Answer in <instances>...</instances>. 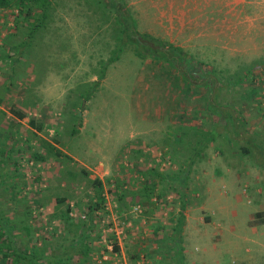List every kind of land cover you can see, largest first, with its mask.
Masks as SVG:
<instances>
[{
	"label": "rangeland",
	"instance_id": "374dc122",
	"mask_svg": "<svg viewBox=\"0 0 264 264\" xmlns=\"http://www.w3.org/2000/svg\"><path fill=\"white\" fill-rule=\"evenodd\" d=\"M53 1L29 47L17 9L0 8L9 243L47 253L79 225L91 264H174L182 214L184 264H264V156L244 154L221 130L192 149L224 123L210 107L214 90L264 138V0H119L137 31L173 46L181 62L130 42L109 61L121 34L112 10Z\"/></svg>",
	"mask_w": 264,
	"mask_h": 264
},
{
	"label": "trees",
	"instance_id": "16d2710c",
	"mask_svg": "<svg viewBox=\"0 0 264 264\" xmlns=\"http://www.w3.org/2000/svg\"><path fill=\"white\" fill-rule=\"evenodd\" d=\"M98 7L102 9L104 14L106 9H111L115 24L120 25L118 28L120 34V43L118 48L114 51L109 61L117 58L120 52V46L130 42L134 43L138 48L146 50L149 48L152 53L160 55L167 61L177 60L181 62L183 59L175 51L173 46L166 48L165 44L149 36L146 33H139L135 26L134 19L126 17L123 7L119 0H95ZM53 0H0V8L9 9L16 8V22L17 28H24L21 33L23 37L22 45L31 46L33 39L40 34L41 30L45 28L47 19H49L50 11L53 10ZM37 38V37H36ZM20 43L15 45V48L22 51L23 47ZM18 53V52H17ZM171 57V58H170ZM105 68H102L98 79L103 77ZM98 81L94 82L91 88L87 91L85 99L89 98L91 93L97 87ZM216 91L210 102V107L223 118V125L220 129L213 128L205 133L202 139H198L195 143L194 152L198 148V152L205 144L212 141L221 131L228 132L232 141L239 146L244 154H252L255 158L264 156V138L258 133L249 131L246 126L245 118L233 105L227 103L216 102L214 97ZM18 117L23 116L18 111L14 110ZM221 130V131H219ZM77 127H73L72 132H76ZM42 146L46 148L47 153H52L54 147L51 143L46 141L41 142ZM56 150V155H59ZM36 160L43 161L47 158L43 153L38 151L33 153ZM263 161V160H262ZM261 161V164L264 163ZM84 171H86L84 169ZM161 177V176H160ZM63 217V216H62ZM182 214L178 217L177 224L174 228V241L176 247V262L174 264H184L182 261L181 247L179 246L180 234L182 229ZM65 234L60 235V242L55 247H50L45 253L42 248L34 247L33 250H18L9 243L10 230L7 223L0 216V264H91L90 259V245L87 241L88 233L86 229L80 228L79 225H67ZM73 226V227H72ZM117 249V246H114Z\"/></svg>",
	"mask_w": 264,
	"mask_h": 264
}]
</instances>
